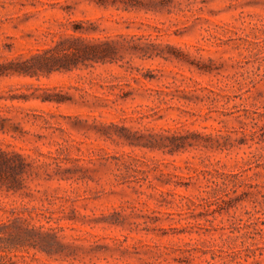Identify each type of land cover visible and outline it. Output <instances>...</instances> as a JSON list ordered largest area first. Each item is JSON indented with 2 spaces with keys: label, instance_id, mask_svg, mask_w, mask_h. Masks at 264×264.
<instances>
[{
  "label": "rangeland",
  "instance_id": "1",
  "mask_svg": "<svg viewBox=\"0 0 264 264\" xmlns=\"http://www.w3.org/2000/svg\"><path fill=\"white\" fill-rule=\"evenodd\" d=\"M0 264H264V0H0Z\"/></svg>",
  "mask_w": 264,
  "mask_h": 264
},
{
  "label": "trees",
  "instance_id": "2",
  "mask_svg": "<svg viewBox=\"0 0 264 264\" xmlns=\"http://www.w3.org/2000/svg\"><path fill=\"white\" fill-rule=\"evenodd\" d=\"M96 48H97L96 46H92L91 51L94 52L95 50H93V49H96Z\"/></svg>",
  "mask_w": 264,
  "mask_h": 264
}]
</instances>
